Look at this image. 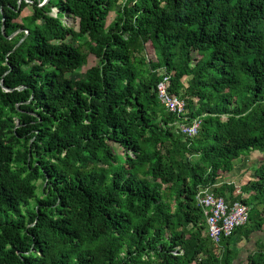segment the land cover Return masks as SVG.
I'll return each instance as SVG.
<instances>
[{
    "label": "trees",
    "instance_id": "obj_1",
    "mask_svg": "<svg viewBox=\"0 0 264 264\" xmlns=\"http://www.w3.org/2000/svg\"><path fill=\"white\" fill-rule=\"evenodd\" d=\"M29 1L0 0V264H233L264 232V161L225 181L264 154V0ZM204 188L249 209L218 244Z\"/></svg>",
    "mask_w": 264,
    "mask_h": 264
},
{
    "label": "built area",
    "instance_id": "obj_2",
    "mask_svg": "<svg viewBox=\"0 0 264 264\" xmlns=\"http://www.w3.org/2000/svg\"><path fill=\"white\" fill-rule=\"evenodd\" d=\"M167 83L168 77H163L156 85V93L165 111L180 119L169 126H176L183 136H195L201 125L200 118H195L191 122L187 120L184 101L168 94ZM196 201L205 217L208 237L215 244L220 243L222 238L231 237L236 229L248 221L249 209L246 205L216 197L207 188L197 192Z\"/></svg>",
    "mask_w": 264,
    "mask_h": 264
},
{
    "label": "rangeland",
    "instance_id": "obj_3",
    "mask_svg": "<svg viewBox=\"0 0 264 264\" xmlns=\"http://www.w3.org/2000/svg\"><path fill=\"white\" fill-rule=\"evenodd\" d=\"M28 11L26 10L24 12V14H27ZM55 10H53V15L55 14ZM63 23L66 24L67 26H73L75 25L74 20H72L69 17H64L62 19ZM78 76V74H72L70 75V77L72 78H76ZM264 161V154H259L257 151H255L254 153H252L250 156L242 159V160H237L235 161V173L233 174V176L228 177V179L226 180H234L235 184H238V186H242L241 184L248 181L253 174V168L256 164H258L259 162ZM234 172V171H233ZM233 177H235L234 179H232ZM38 186L39 189L38 191H40V185H42L41 180L38 181Z\"/></svg>",
    "mask_w": 264,
    "mask_h": 264
},
{
    "label": "crops",
    "instance_id": "obj_4",
    "mask_svg": "<svg viewBox=\"0 0 264 264\" xmlns=\"http://www.w3.org/2000/svg\"><path fill=\"white\" fill-rule=\"evenodd\" d=\"M236 172L237 171H235V169H234V172L232 173V175L231 176H233V174L235 173V175H236ZM230 176V177H231ZM235 177H233L232 179H234ZM226 179H228V178H226ZM225 179V181L227 182V183H233V185L235 186V187H239L238 186V184H235V182H234V180H226ZM236 238H237V235L236 236H234L233 238H232V240H231V242L233 243L235 240H236ZM257 241H260V242H263L264 243V232H261V233H258V232H256L255 234H254V237H252L251 238V240L246 244V243H241V246H239V247H235L234 249L235 250H238L239 252H238V256H237V258L234 260V262H233V264H247V261H246V257H247V255H248V252L250 251V250H252V248H253V246L255 247V242H257ZM246 244V245H245Z\"/></svg>",
    "mask_w": 264,
    "mask_h": 264
},
{
    "label": "water",
    "instance_id": "obj_5",
    "mask_svg": "<svg viewBox=\"0 0 264 264\" xmlns=\"http://www.w3.org/2000/svg\"><path fill=\"white\" fill-rule=\"evenodd\" d=\"M25 1L31 3V1H29V0H25ZM48 1H49V0H43L39 6H44V5H46V4L48 3ZM18 2H19V1H18ZM19 31H20V30H19ZM19 31H18V32H19ZM2 32H3V29H2ZM18 32H16V33H18ZM16 33H14L13 35H11L9 38L13 37ZM3 34H4V33H3ZM21 41H22V40H20V41L15 45V47H14L13 50H15V49L19 46V44L21 43ZM1 87H2L4 90H7V89H5V88L3 87L2 83H1ZM8 91H9V90H8Z\"/></svg>",
    "mask_w": 264,
    "mask_h": 264
}]
</instances>
